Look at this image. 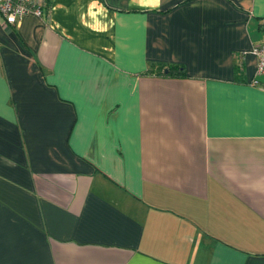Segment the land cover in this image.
I'll return each mask as SVG.
<instances>
[{
	"label": "crops",
	"instance_id": "crops-1",
	"mask_svg": "<svg viewBox=\"0 0 264 264\" xmlns=\"http://www.w3.org/2000/svg\"><path fill=\"white\" fill-rule=\"evenodd\" d=\"M263 19L264 0L0 19V264H264Z\"/></svg>",
	"mask_w": 264,
	"mask_h": 264
},
{
	"label": "built area",
	"instance_id": "built-area-1",
	"mask_svg": "<svg viewBox=\"0 0 264 264\" xmlns=\"http://www.w3.org/2000/svg\"><path fill=\"white\" fill-rule=\"evenodd\" d=\"M46 0H0V19L6 24H17L27 14L42 16ZM264 28V19H263ZM256 73L264 77V41L253 47ZM257 84V80H253Z\"/></svg>",
	"mask_w": 264,
	"mask_h": 264
},
{
	"label": "clouds",
	"instance_id": "clouds-1",
	"mask_svg": "<svg viewBox=\"0 0 264 264\" xmlns=\"http://www.w3.org/2000/svg\"><path fill=\"white\" fill-rule=\"evenodd\" d=\"M137 3L141 4L142 6L147 5L152 8H158L160 6L161 0H136ZM96 31H104L106 29L100 28L99 26H96L94 28Z\"/></svg>",
	"mask_w": 264,
	"mask_h": 264
},
{
	"label": "trees",
	"instance_id": "trees-1",
	"mask_svg": "<svg viewBox=\"0 0 264 264\" xmlns=\"http://www.w3.org/2000/svg\"><path fill=\"white\" fill-rule=\"evenodd\" d=\"M47 2H48V0H47ZM168 71H169V69H168Z\"/></svg>",
	"mask_w": 264,
	"mask_h": 264
}]
</instances>
